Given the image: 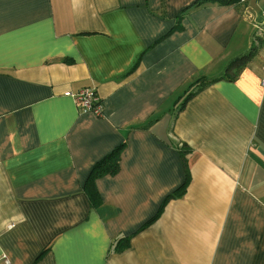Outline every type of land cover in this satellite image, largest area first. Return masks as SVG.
I'll use <instances>...</instances> for the list:
<instances>
[{
    "label": "crops",
    "instance_id": "0c3cea01",
    "mask_svg": "<svg viewBox=\"0 0 264 264\" xmlns=\"http://www.w3.org/2000/svg\"><path fill=\"white\" fill-rule=\"evenodd\" d=\"M195 1L0 0V264H264V0Z\"/></svg>",
    "mask_w": 264,
    "mask_h": 264
},
{
    "label": "trees",
    "instance_id": "16d2710c",
    "mask_svg": "<svg viewBox=\"0 0 264 264\" xmlns=\"http://www.w3.org/2000/svg\"><path fill=\"white\" fill-rule=\"evenodd\" d=\"M238 0H196L192 5L191 8L198 7L201 4L207 3V2H215L219 4H230L235 3ZM190 8H187V10ZM255 51V46L252 45L248 52L238 55L230 60L228 65L225 68V73H233L235 68L243 65L246 63L252 56V54ZM198 81H201V85H204L205 82H208L210 80L205 79L204 77L199 78ZM122 145L119 144L115 148H113L108 154H106L103 158L95 162V164L92 166L87 179L84 183V189L85 193L91 203V205L96 206L98 203V196L96 193V190L94 188L93 182L96 177L102 176V175H115L120 168V153L122 150ZM187 176V175H186ZM185 185H182L181 188H184ZM120 242L123 243V246L126 247L129 240L128 238H120ZM122 247L117 248V250H121Z\"/></svg>",
    "mask_w": 264,
    "mask_h": 264
},
{
    "label": "built area",
    "instance_id": "2783aa9c",
    "mask_svg": "<svg viewBox=\"0 0 264 264\" xmlns=\"http://www.w3.org/2000/svg\"><path fill=\"white\" fill-rule=\"evenodd\" d=\"M65 95L73 98L80 112H91L96 116H102L103 104L94 87H83L76 92L67 91Z\"/></svg>",
    "mask_w": 264,
    "mask_h": 264
}]
</instances>
